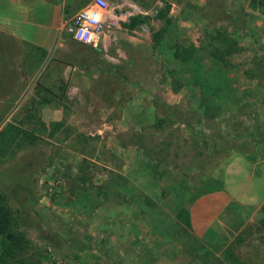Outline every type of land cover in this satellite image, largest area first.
Segmentation results:
<instances>
[{"label":"rangeland","instance_id":"374dc122","mask_svg":"<svg viewBox=\"0 0 264 264\" xmlns=\"http://www.w3.org/2000/svg\"><path fill=\"white\" fill-rule=\"evenodd\" d=\"M106 1L97 48L59 30L63 47L48 55L0 31V203L26 238L8 262L0 238V264H264L262 207L215 247L175 216L217 156L264 155V8ZM131 16L147 18L129 28ZM233 39L223 65L211 51ZM218 73L231 89L205 98L200 78Z\"/></svg>","mask_w":264,"mask_h":264},{"label":"crops","instance_id":"0c3cea01","mask_svg":"<svg viewBox=\"0 0 264 264\" xmlns=\"http://www.w3.org/2000/svg\"><path fill=\"white\" fill-rule=\"evenodd\" d=\"M79 4L74 0H0V31L14 42L24 41L51 55L65 41L58 32L68 18L64 15L75 13ZM256 176L259 181L254 183ZM263 181L264 155L257 150L217 156L186 207L192 234L211 244L233 239L264 203ZM228 203L234 205L231 211Z\"/></svg>","mask_w":264,"mask_h":264},{"label":"trees","instance_id":"16d2710c","mask_svg":"<svg viewBox=\"0 0 264 264\" xmlns=\"http://www.w3.org/2000/svg\"><path fill=\"white\" fill-rule=\"evenodd\" d=\"M252 7L254 8H264V0H250ZM166 12L169 11L170 6L166 4ZM147 16H131L128 23H124L125 26L129 28L136 27L139 23L143 22ZM167 26L161 27L153 34V39L155 44H159L162 37L165 34ZM213 38V36H212ZM236 41L233 39L226 47L221 48L222 46L214 47L211 51V55L216 61L222 63L223 65L226 64L227 55L235 48ZM192 51L187 49H181L174 52V57L176 59H180L182 61L187 62L189 58L192 56ZM222 73V71H220ZM221 73L216 75H205L200 78L201 87L203 88L204 97L207 98L208 96H215L217 99H224L227 96V91L231 89L228 84L225 83L226 79L225 76H222ZM199 83V81H196ZM163 113L166 115H170L172 118H175L174 112L170 108V106L166 103L162 105ZM256 140V139H255ZM260 142L264 141V138L259 139ZM213 158L209 160L206 164L204 171H207L211 165V161ZM262 210L264 213V203L262 204ZM176 218L185 226V228L192 232V225H191V217L190 211L186 207H179L175 213ZM12 213L11 210L7 207L6 204L0 203V238H1V246H2V258L3 261L8 262V258H15L17 253L24 248V244L26 242L25 235L22 232H17L11 227L12 223ZM261 224L264 225V214L260 220ZM195 237V236H194ZM195 239L200 242L202 245L200 247L206 246H218V244H211L201 239L195 237Z\"/></svg>","mask_w":264,"mask_h":264},{"label":"built area","instance_id":"2783aa9c","mask_svg":"<svg viewBox=\"0 0 264 264\" xmlns=\"http://www.w3.org/2000/svg\"><path fill=\"white\" fill-rule=\"evenodd\" d=\"M106 8V0H91L86 6L77 10L71 18L64 20L61 30L73 39L97 48L111 27L103 18Z\"/></svg>","mask_w":264,"mask_h":264}]
</instances>
